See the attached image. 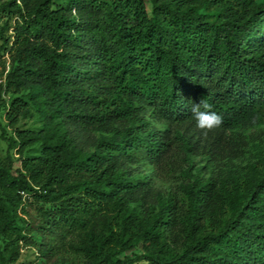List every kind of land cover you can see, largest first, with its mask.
<instances>
[{
    "label": "trees",
    "instance_id": "trees-1",
    "mask_svg": "<svg viewBox=\"0 0 264 264\" xmlns=\"http://www.w3.org/2000/svg\"><path fill=\"white\" fill-rule=\"evenodd\" d=\"M0 16V93L11 96L15 132L7 138L0 124L1 138L21 161L14 170L0 157V264L16 262L36 228L57 231L63 245L70 238L85 264H264V148L239 176L190 167L157 204L150 177L130 168L166 177L193 157L245 153L239 130L264 124V2L9 0ZM202 99L222 117L208 132L191 113ZM32 108L46 131L17 127ZM78 132L112 140L87 152ZM31 199L38 226L24 218Z\"/></svg>",
    "mask_w": 264,
    "mask_h": 264
},
{
    "label": "rangeland",
    "instance_id": "rangeland-1",
    "mask_svg": "<svg viewBox=\"0 0 264 264\" xmlns=\"http://www.w3.org/2000/svg\"><path fill=\"white\" fill-rule=\"evenodd\" d=\"M9 0H0V7L8 2ZM63 2L64 0H59ZM259 3L264 2V0H257ZM15 21H12V24ZM5 19L0 16V30L3 28ZM12 29L6 33V35H12ZM3 44V40L0 39V46ZM6 56L4 59H7ZM8 70V62L6 64ZM4 66L0 62V85L4 82ZM37 89H35V92ZM30 89L25 90L23 93L27 94ZM19 96V95H18ZM11 100L10 95H6L4 92L0 93V124L7 131L6 137H15V132L9 127L7 121V109L4 104ZM48 121L43 113L38 112L35 108L30 109V111L20 119L17 127L21 130H35L44 132L47 130ZM157 128H164L163 125H156ZM240 133L244 134L248 138V146L245 153L235 159L225 160L219 163H208L204 157H193L191 158V165H183L181 170L178 172L166 176L159 177L152 166L149 164H141L138 166L130 167L137 176H149L151 181V192L148 195V201L150 204H157L160 197L168 196L170 194H176L179 192V187L181 184H185L189 181L186 172L191 167L192 173L196 174L199 168H202L200 176L208 178L211 172H222L225 176H239L245 174L246 166L249 163H253L259 157L260 152L264 148V124L257 127L250 128L248 130H239ZM2 130L0 129V157L6 160V157L10 155L14 161L13 168L17 170L21 168V161L17 155V149L9 150L8 143L2 138ZM76 138L82 148L87 152H93L96 150L99 141H111L112 135H99L96 132H78ZM38 148L35 145L29 148V153H33ZM41 204L36 203L34 200H30V204L24 203V210L27 215L24 216L26 221H31L37 223L36 226L43 222L42 217L39 214V208ZM23 216V215H21ZM20 225L24 222L19 221ZM55 231V229L53 230ZM31 240L34 243H20V255L16 262L11 264H85L84 258L72 251L68 247V242L70 238L63 245L59 240L60 237L58 232L43 231L36 228L30 234ZM141 248H136L132 251L125 252L119 256L120 259L126 257L135 258L137 255L142 254ZM6 255V242L0 240V257Z\"/></svg>",
    "mask_w": 264,
    "mask_h": 264
},
{
    "label": "clouds",
    "instance_id": "clouds-1",
    "mask_svg": "<svg viewBox=\"0 0 264 264\" xmlns=\"http://www.w3.org/2000/svg\"><path fill=\"white\" fill-rule=\"evenodd\" d=\"M210 107L204 99L199 103H193L191 107V113L196 121V127L205 132L212 131L222 124V117L216 112L209 111L208 109Z\"/></svg>",
    "mask_w": 264,
    "mask_h": 264
}]
</instances>
